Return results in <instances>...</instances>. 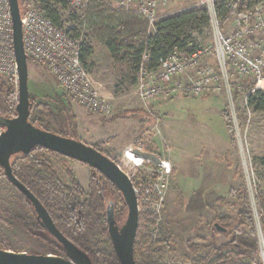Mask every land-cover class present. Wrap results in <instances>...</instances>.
Segmentation results:
<instances>
[{
	"label": "rangeland",
	"instance_id": "374dc122",
	"mask_svg": "<svg viewBox=\"0 0 264 264\" xmlns=\"http://www.w3.org/2000/svg\"><path fill=\"white\" fill-rule=\"evenodd\" d=\"M102 1L122 8L117 0ZM191 7L190 0H180L162 5L159 13L165 16ZM72 12L76 15L74 19ZM81 12L83 10L75 13L68 7L60 8L62 26H79ZM237 19L236 15L221 22L222 30L233 31ZM88 32L87 25L83 24L81 38L84 39ZM200 36L207 44L213 43L209 25ZM89 40L93 53L86 67L93 86L110 103L111 113L102 115L74 104L55 76L33 60H28L29 95L47 103L61 120L62 109H70L78 139L92 146H102L111 159L125 148L136 147L142 142L147 152L169 162L171 174L161 213L163 234L156 235L161 240L157 259L167 264H188L207 253L212 244L225 243L228 236L224 232L235 224L245 200L255 231L264 239V113L245 107L246 93L253 81L228 71L226 85L231 86L230 95L227 90L199 96L179 93L145 101L138 96L135 65L124 59L123 52L112 57L102 41L93 37ZM200 65H209L219 73L213 55L204 57ZM195 75V70H189L180 79L188 81ZM153 78L152 73L147 77L150 82ZM226 106L232 112L238 111L239 132H234L233 136L227 132L223 119ZM173 152L175 159L171 156ZM54 166L62 182H70L67 173L70 170L87 189L90 172L86 164L58 158ZM10 216L30 218L32 213L20 199L18 190L0 176V248L55 254L42 239L17 226ZM217 216L228 219L220 222ZM215 223L226 230L214 233ZM187 242L197 246L198 252L190 251ZM101 247L113 253L107 238L102 239ZM135 255L136 262L141 261L139 251ZM246 262L260 263L258 240L256 258Z\"/></svg>",
	"mask_w": 264,
	"mask_h": 264
},
{
	"label": "trees",
	"instance_id": "16d2710c",
	"mask_svg": "<svg viewBox=\"0 0 264 264\" xmlns=\"http://www.w3.org/2000/svg\"><path fill=\"white\" fill-rule=\"evenodd\" d=\"M18 1L23 15V0ZM37 1L54 24L62 26L60 8H67L66 0ZM263 1L216 0L215 15L220 22H224ZM71 15L72 19L76 16L73 12ZM79 17V26H71L67 31L72 37L80 39V59L85 67L93 53L89 40L93 37L105 44L112 57H118L123 52L124 59L134 64L137 71L143 64L150 72L158 70L168 52L174 49L185 51L189 42L198 43L202 30L209 25V14L204 6H193L160 18L155 31L151 33H148L147 21L139 14L116 8L102 0H89ZM83 24L87 25L89 31L84 39L81 38ZM144 54H147L146 58H143ZM17 99L14 84L0 76V114L7 118L14 117ZM29 100L31 102L29 121L32 124L59 135L78 139L74 115L70 109H62L61 120L54 115L47 103L30 95ZM247 103L254 111L264 113V89L249 94ZM236 116L238 118V111ZM223 119L227 132L233 136L234 126L227 106L223 110ZM93 147L110 158L102 146L93 145ZM58 158L67 157L37 145L26 155L18 153L11 156L10 165L15 177L38 198L60 232L84 251L93 264H120L114 250L113 253H108L101 247L103 238H107L112 245L107 228L106 210L111 205L114 207L117 222H123L127 215V205L119 186L108 176L90 166H88L90 176L87 189L79 184L70 170H67L70 182L64 183L58 178L54 166V161ZM62 164L66 165L64 161ZM0 176L5 177L2 166H0ZM18 193L32 216L30 218L10 216L15 224L42 239L55 254L66 256L61 244L36 218L29 200L19 190ZM217 219L224 222L228 217L217 216ZM139 222L133 245L134 257L137 251L140 253L141 261L137 263L167 264L157 259L161 251L159 246L161 240L156 235L163 234L162 221L156 226L157 228L155 227V233L150 229L154 228L153 221L139 217ZM262 226L264 230V223ZM218 231L215 228L213 232ZM224 233L228 236L225 243L212 244L207 253L200 254L188 264H247V260L256 258L258 239L247 200L237 213L235 224ZM187 245L193 253L198 252L194 244L187 242Z\"/></svg>",
	"mask_w": 264,
	"mask_h": 264
},
{
	"label": "built area",
	"instance_id": "2783aa9c",
	"mask_svg": "<svg viewBox=\"0 0 264 264\" xmlns=\"http://www.w3.org/2000/svg\"><path fill=\"white\" fill-rule=\"evenodd\" d=\"M175 1L180 0H117L122 8L143 17L151 32L155 31L159 19L164 17L159 13L160 7ZM190 1L193 6H204L207 9L213 43L207 44L199 39L198 43L189 42L185 51L174 49L168 52L156 72L148 71L141 64L137 76L138 96L148 101L159 95L175 96L179 93L199 96L206 93L220 94L227 90L230 95L231 86L226 85L228 71L253 81L246 98L249 94L264 89V1L238 14L237 24L231 32L223 31L220 26L221 22L215 15L216 0ZM66 2L69 9L78 13L87 6L89 0ZM23 7L21 25L27 59L36 61L48 69L71 101L98 114L111 113L110 103L93 86L89 72L81 62L80 39L72 37L67 28L54 24L39 1L23 0ZM210 55L215 57L219 73L209 65H200L203 58ZM146 57L147 54H144L143 58ZM189 70H195L196 75L188 81L180 79ZM151 73L154 78L150 82L147 77ZM0 76L14 84L18 97L19 76L8 0H0ZM245 107L248 109L247 99ZM230 113L234 132H239L236 111L231 110ZM4 129L5 127L0 125V134ZM146 152L144 144L140 142L136 147L125 148L112 160L133 187L139 217L153 221L154 228L150 229L155 233V227L162 219L171 167L169 162L162 158H147ZM257 239L259 264H264V239L259 233ZM134 258L136 260V257Z\"/></svg>",
	"mask_w": 264,
	"mask_h": 264
},
{
	"label": "water",
	"instance_id": "95a60500",
	"mask_svg": "<svg viewBox=\"0 0 264 264\" xmlns=\"http://www.w3.org/2000/svg\"><path fill=\"white\" fill-rule=\"evenodd\" d=\"M8 1L12 20L13 48L19 76L18 100L14 117L7 118L0 114V125L5 127L0 134V166L4 169L5 178L32 204L36 218L47 232L61 244L66 256L16 252L0 248V264H93L84 251L60 232L42 203L12 172L11 156L18 153L26 155L37 145L95 168L119 186L127 205V215L120 225L115 219L114 207L111 205L106 210L108 233L120 264H138L134 258L133 245L139 214L136 196L126 175L118 169L111 158L102 154L92 145L79 139L45 130L29 121L31 102L28 90V59L23 46L20 4L18 0ZM145 156L156 160V156L150 152H146ZM215 226L218 230H226L217 223Z\"/></svg>",
	"mask_w": 264,
	"mask_h": 264
},
{
	"label": "crops",
	"instance_id": "0c3cea01",
	"mask_svg": "<svg viewBox=\"0 0 264 264\" xmlns=\"http://www.w3.org/2000/svg\"><path fill=\"white\" fill-rule=\"evenodd\" d=\"M73 103L76 104V105H78V106H80L79 104H77V103H75V102H73ZM171 156H173L174 159H175V157H176V155H175L174 152L171 154Z\"/></svg>",
	"mask_w": 264,
	"mask_h": 264
},
{
	"label": "flooded vegetation",
	"instance_id": "af4514ba",
	"mask_svg": "<svg viewBox=\"0 0 264 264\" xmlns=\"http://www.w3.org/2000/svg\"><path fill=\"white\" fill-rule=\"evenodd\" d=\"M122 223H120V225H121Z\"/></svg>",
	"mask_w": 264,
	"mask_h": 264
}]
</instances>
